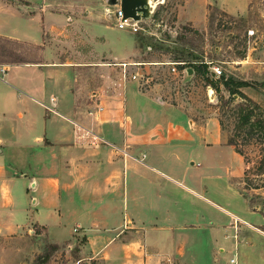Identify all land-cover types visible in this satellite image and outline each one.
Wrapping results in <instances>:
<instances>
[{"label":"crops","instance_id":"crops-1","mask_svg":"<svg viewBox=\"0 0 264 264\" xmlns=\"http://www.w3.org/2000/svg\"><path fill=\"white\" fill-rule=\"evenodd\" d=\"M250 3L184 0L176 21L200 29L209 9L245 16ZM115 7L0 0V241L17 243L0 264H29L33 236L82 240L79 260L103 264H225L234 246L239 264H264L262 234L233 227L264 225L240 190L243 156L215 114L162 94L143 66L173 60L136 61L153 47L115 25Z\"/></svg>","mask_w":264,"mask_h":264},{"label":"rangeland","instance_id":"rangeland-1","mask_svg":"<svg viewBox=\"0 0 264 264\" xmlns=\"http://www.w3.org/2000/svg\"><path fill=\"white\" fill-rule=\"evenodd\" d=\"M183 1L161 0L149 18L140 20L141 29L136 33L147 37L146 42L151 44L153 49L150 51L146 48L140 49L134 59L143 62L179 59L185 62L182 66L186 69L190 68V60L197 62L207 60L220 67L222 74L217 77L212 76L207 68L204 75L197 72L177 75L171 71V65H156L153 69L149 65L143 66L150 70L156 69L154 79L161 83V92L170 102L185 104L195 115L217 116L225 139H234L243 152L246 169L241 179L240 190L249 207L264 216V137L257 132L250 136L242 129L239 131L237 109L239 105H246L247 102L237 95L231 99L221 82H216L220 81L219 78L226 79L229 76L236 81H246L248 85L238 90L257 106L254 116L261 114L263 115L261 117H264V50L259 46L260 43L250 45L247 43L249 28H254L259 40L264 41V0H251L245 16H232L211 8L208 10L205 26L200 29L177 23V10ZM239 224L262 234L264 238V225L246 223L242 220L238 222ZM237 238L235 234L234 241ZM31 242L34 245L37 243L41 245L29 258V264H103L99 258L79 260L78 244H82V240L71 245L63 242L55 246L46 242L44 236H41L40 240L33 236ZM11 243L12 246L17 245L15 241H0V255L4 253L3 247H10ZM231 258H236V263L239 264L236 246L231 252L226 251L222 254L225 264H230ZM206 261L201 256L197 263L203 264ZM163 264L179 263L171 260Z\"/></svg>","mask_w":264,"mask_h":264},{"label":"trees","instance_id":"trees-1","mask_svg":"<svg viewBox=\"0 0 264 264\" xmlns=\"http://www.w3.org/2000/svg\"><path fill=\"white\" fill-rule=\"evenodd\" d=\"M155 15H153L154 17ZM147 37L141 35L138 33V41H139V45L143 48L146 47L147 45H150L149 43L146 42ZM151 47H153L152 45H150ZM173 61H182L179 59L173 60ZM184 62V61H183ZM185 64V62H184ZM182 64V65H184ZM194 64H198L199 66H193ZM182 65H177L178 69H182L185 66ZM189 66L190 68L193 70V72H197L198 74H202L204 75L206 73V64L205 63H200L197 61H189ZM220 81H216V82H221V84L223 85L224 89L229 93V96L231 97V99H233L234 95H237L239 98H244L246 100V105H239L238 109H237V116H238V120H239V131L242 129L244 130L243 132H245L246 135H252L253 133L257 132L260 134V136L264 137V117H261L263 115L259 114L256 117L254 116V110L257 107L256 105L252 104V102L250 100H248L247 98H245L244 95H242V93L238 90L240 87L242 86H247L248 83L244 80H239L236 81L234 78L232 77H227L226 79L219 78ZM222 80V81H221ZM253 119V120H252ZM246 128V129H244ZM248 137L246 136V139ZM264 139V138H263ZM228 144H230L231 146H233V148L235 149L236 152H238L239 154L243 155V152L241 149L238 148V144L234 141V139L229 138L227 140Z\"/></svg>","mask_w":264,"mask_h":264},{"label":"built area","instance_id":"built-area-1","mask_svg":"<svg viewBox=\"0 0 264 264\" xmlns=\"http://www.w3.org/2000/svg\"><path fill=\"white\" fill-rule=\"evenodd\" d=\"M161 1V0H160ZM158 2V1H157ZM155 10V8H154ZM113 17L115 19V25L120 28V29H128L131 32L135 33L138 32L141 27L139 25L140 21L133 20L132 18H123V13L119 6H116L114 11H113ZM253 41V42H252ZM259 41V42H258ZM247 43L250 45V43H260L259 46L264 50V41L259 40V36L257 35V31L254 28H249L247 29ZM200 63H205L207 66V70L210 72L212 76H219L222 74V70L220 67L216 64H214L213 61H199ZM127 63H123V67L126 66ZM166 64L171 65V71L173 73H176L177 75L180 74H187V69L182 68L178 69L177 65H182L184 64L183 61H171V62H166ZM129 76V79L131 80H136L138 79L142 84H146L148 81V77L146 74L143 73H134V72H127L126 70H123V76ZM114 148H118L116 146H113ZM123 153H125L123 151ZM126 154V153H125ZM144 158V154L139 158L140 160ZM240 221L237 217H234L233 219V227L234 230H236L237 224ZM76 230V229H74ZM230 264H237L236 263V258H231L229 260Z\"/></svg>","mask_w":264,"mask_h":264},{"label":"water","instance_id":"water-1","mask_svg":"<svg viewBox=\"0 0 264 264\" xmlns=\"http://www.w3.org/2000/svg\"><path fill=\"white\" fill-rule=\"evenodd\" d=\"M108 5L119 6L123 13V18H132L140 21L149 18L155 8L156 0H104ZM191 68L187 69V73L192 74Z\"/></svg>","mask_w":264,"mask_h":264},{"label":"bare ground","instance_id":"bare-ground-1","mask_svg":"<svg viewBox=\"0 0 264 264\" xmlns=\"http://www.w3.org/2000/svg\"><path fill=\"white\" fill-rule=\"evenodd\" d=\"M159 3H161V1H160V0H158V2H156V3H155V7H156V5H157V4H159Z\"/></svg>","mask_w":264,"mask_h":264}]
</instances>
